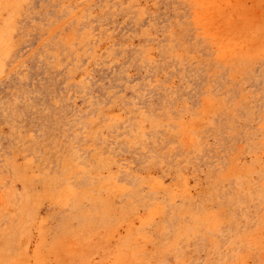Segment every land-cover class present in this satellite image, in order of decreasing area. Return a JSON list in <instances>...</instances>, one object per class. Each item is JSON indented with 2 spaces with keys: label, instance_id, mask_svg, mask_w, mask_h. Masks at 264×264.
Wrapping results in <instances>:
<instances>
[{
  "label": "rangeland",
  "instance_id": "1",
  "mask_svg": "<svg viewBox=\"0 0 264 264\" xmlns=\"http://www.w3.org/2000/svg\"><path fill=\"white\" fill-rule=\"evenodd\" d=\"M0 264H264V0H0Z\"/></svg>",
  "mask_w": 264,
  "mask_h": 264
}]
</instances>
